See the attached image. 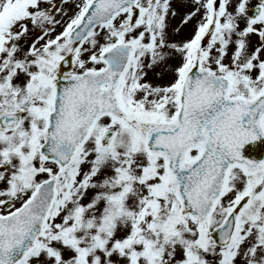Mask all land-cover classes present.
<instances>
[{
	"label": "snow or ice",
	"instance_id": "snow-or-ice-1",
	"mask_svg": "<svg viewBox=\"0 0 264 264\" xmlns=\"http://www.w3.org/2000/svg\"><path fill=\"white\" fill-rule=\"evenodd\" d=\"M0 264H264V0H0Z\"/></svg>",
	"mask_w": 264,
	"mask_h": 264
}]
</instances>
